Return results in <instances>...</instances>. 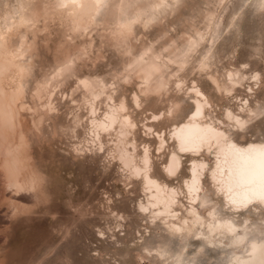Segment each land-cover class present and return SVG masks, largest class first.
Masks as SVG:
<instances>
[{
	"label": "bare ground",
	"instance_id": "1",
	"mask_svg": "<svg viewBox=\"0 0 264 264\" xmlns=\"http://www.w3.org/2000/svg\"><path fill=\"white\" fill-rule=\"evenodd\" d=\"M137 1L17 0L14 6L0 10V155L3 157L5 179L7 183L18 186L35 185L33 177H26L23 184L20 183L24 170L23 142L26 139L23 131L31 126L34 127L27 131H38L44 124L40 118L37 119L38 115L34 116L30 101L33 94L38 95L36 83L39 76L46 74L43 71L49 70L50 73L59 67L52 57H47L44 63L40 59L50 50L46 31L48 22L54 15L65 16V60L69 51L81 52V47L73 43L74 37L81 35L102 15L109 14L112 25L105 38L121 56L126 72L122 76L125 83L129 81L126 74L136 68L135 86L145 98L161 100L171 91L175 95L190 93L191 111L182 121L171 124L166 134L153 131L151 126L146 131L151 129L156 134V150L164 159L162 172L165 176H177L186 170L182 191L186 201L181 200L176 188L153 175L154 161L148 146L137 155L125 149L126 138L134 133L131 107L139 106L137 96L128 102L124 97L117 98L114 92L92 91L87 80L75 78L74 83L89 92V96L82 103H76L72 91H61L59 99L66 101L67 109L61 113L64 122L57 123L59 133L67 141L76 142L71 147L79 155L89 151L96 156L109 147L112 158L121 164L129 179H139L143 199L138 207L147 211L148 224L158 226L162 231L155 253L151 254L146 249L156 263L194 264L187 259L185 245L196 239L195 255H203L204 247L213 246L224 254L222 264H264V220L254 223L240 220L242 214L251 217L264 213V135L261 134L258 109L253 105L258 98H254L253 104L249 100L240 103L237 113L225 108L221 119L212 120L213 102L196 82L186 85L181 77L187 70L208 77L211 89L221 98L238 90L243 77L240 72L229 66L220 80L211 72L212 67L220 62L216 60L217 49L213 41L220 34L223 41L234 32V27L247 11L264 15V0H237L239 9L233 12L224 34L221 33V21L212 12L202 13L208 32L200 34L191 25L179 36L183 53L175 54L177 59L174 60L169 56V66L175 63L177 67L175 76L168 75L151 58H144L147 55L144 39L136 37L135 31L137 27L160 26L161 18L176 11L185 0H140L150 5L149 14L139 12L137 8L128 12V7ZM231 1L217 0L223 7ZM175 46L176 43L170 45V55L175 53ZM254 51L257 56L259 49ZM253 79L250 91L258 84V75L255 74ZM53 96L50 91L45 106L52 119L57 118L59 112ZM174 105L178 110V102L171 103L164 118H173ZM158 117L159 114L153 115L154 121ZM26 121L32 125L26 127ZM10 133L17 135L16 143L9 140ZM206 180L214 195L222 197L226 204L224 209L230 214L220 212L205 195ZM171 243L179 244L178 248L172 250Z\"/></svg>",
	"mask_w": 264,
	"mask_h": 264
},
{
	"label": "rangeland",
	"instance_id": "2",
	"mask_svg": "<svg viewBox=\"0 0 264 264\" xmlns=\"http://www.w3.org/2000/svg\"><path fill=\"white\" fill-rule=\"evenodd\" d=\"M16 1L0 0V10L14 6ZM239 6L237 0L228 2L224 7L217 0H185L176 11L166 13L161 18L160 26L136 28V37H142L147 48L144 58H151L164 72L175 76L177 67L175 63L169 66L168 59L169 56L173 60L177 59L183 49L179 36L191 25L200 34H206L208 28L202 16L206 11L212 12L221 21V33L224 34L233 12ZM128 8V12L136 8L142 13L150 12V5L140 0ZM64 21V15H54L48 22L46 31L50 50L43 53L40 59L44 63L47 57H52L59 67L50 73L49 70L43 71L46 74L39 76L36 83L38 95L33 94V101H30L34 116L38 115L37 119L40 118L44 126H40L38 131H27L34 126L26 121V127H31L23 131L26 139L23 142L24 170L20 183L23 184L26 177H33L35 185L7 183L3 157L0 155V264H160L147 254V250L151 254L155 253L162 231L158 226L149 225L147 211L138 207L139 201L143 199L139 179H129L121 164L112 158L109 147L98 156L89 151L84 155L73 152L72 147L76 142L67 141L57 129V123L64 122L61 113L67 109L66 101L62 102L59 94L69 89L76 103H82L89 92L74 83L75 78H81L88 81L92 91L114 92L117 98L124 97L128 102L134 95L137 96L139 106L131 107L135 121L134 133L126 138L125 149L137 155L143 147L148 146L154 161L153 175L176 188L179 197L185 202L182 191L186 170L174 178L163 174L164 159L156 150L158 140L155 132L166 134L171 124L182 121L190 113V93L175 95L171 91L161 100L145 98L135 86L136 68L126 74L129 81L125 83L122 76L126 72L121 56L105 38L112 25V16L109 14L102 15L81 35L74 37L73 43L81 47V52L71 50L64 60L63 43L67 33ZM220 37L221 34L213 41L217 49L216 60L220 62L212 67L211 72L220 80L225 68L237 70L244 79L239 89L221 98L211 89L208 77L190 70L180 73L181 77L186 85L196 82L213 102L212 120L221 119V112L225 108L237 113L240 103L249 100L253 104L257 97L258 102L253 105L258 109L261 134L264 135V15L247 11L234 27V32L229 33L223 41ZM174 43L175 53L170 55L169 48ZM255 48L259 49L257 56L254 54ZM255 74L259 81L250 91ZM50 91L54 93L53 103L59 110L54 119L45 108ZM175 102H178V110L174 105L173 118H164L170 104ZM158 114L160 117L154 121L153 115ZM148 126L155 132L151 129L146 132ZM9 140L16 143L17 135L10 133ZM135 158L138 159V156ZM204 185L208 199L220 212L230 214L224 209L226 204L222 197L214 195L207 180ZM240 216V220L247 223L264 220L263 212L258 216ZM197 243L198 240L191 239L185 245L188 260L194 264H222L224 254L218 247H204L203 255H195ZM178 245L171 243L172 250Z\"/></svg>",
	"mask_w": 264,
	"mask_h": 264
}]
</instances>
